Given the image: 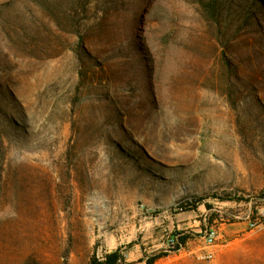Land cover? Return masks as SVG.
I'll return each mask as SVG.
<instances>
[{
	"label": "rangeland",
	"instance_id": "rangeland-1",
	"mask_svg": "<svg viewBox=\"0 0 264 264\" xmlns=\"http://www.w3.org/2000/svg\"><path fill=\"white\" fill-rule=\"evenodd\" d=\"M115 251L264 264V0H0V264Z\"/></svg>",
	"mask_w": 264,
	"mask_h": 264
},
{
	"label": "trees",
	"instance_id": "trees-1",
	"mask_svg": "<svg viewBox=\"0 0 264 264\" xmlns=\"http://www.w3.org/2000/svg\"><path fill=\"white\" fill-rule=\"evenodd\" d=\"M221 201H223V200H221ZM201 203H202V200L197 199L194 202V204H191V207L196 209L199 205H201ZM205 207L210 208V206H205ZM170 239H175L174 245L172 247H170V246L168 247L171 252L178 251L181 247H183L185 245V243L187 241V237L181 236L180 234H173L172 238H170ZM162 257H165V255L164 254L153 255L152 257H150L147 260V264H154L156 261H158ZM121 261H123V257L117 251H115V252H112L110 254L105 255L104 258H102V259L93 258L89 262V264H118Z\"/></svg>",
	"mask_w": 264,
	"mask_h": 264
},
{
	"label": "built area",
	"instance_id": "built-area-1",
	"mask_svg": "<svg viewBox=\"0 0 264 264\" xmlns=\"http://www.w3.org/2000/svg\"><path fill=\"white\" fill-rule=\"evenodd\" d=\"M203 239L206 246H212L216 240V232L209 231L204 235ZM174 243H175V239H170L168 243V247L169 246L172 247ZM197 258L202 260H210L212 258V253L209 251L200 252Z\"/></svg>",
	"mask_w": 264,
	"mask_h": 264
}]
</instances>
